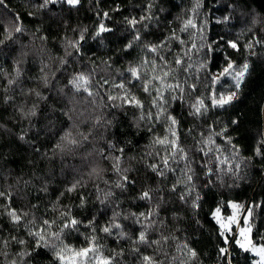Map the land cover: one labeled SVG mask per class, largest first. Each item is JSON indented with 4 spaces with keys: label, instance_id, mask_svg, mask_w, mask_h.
I'll list each match as a JSON object with an SVG mask.
<instances>
[{
    "label": "trees",
    "instance_id": "1",
    "mask_svg": "<svg viewBox=\"0 0 264 264\" xmlns=\"http://www.w3.org/2000/svg\"><path fill=\"white\" fill-rule=\"evenodd\" d=\"M43 4L0 3V264H264L214 215L235 200L264 245V0Z\"/></svg>",
    "mask_w": 264,
    "mask_h": 264
},
{
    "label": "snow or ice",
    "instance_id": "2",
    "mask_svg": "<svg viewBox=\"0 0 264 264\" xmlns=\"http://www.w3.org/2000/svg\"><path fill=\"white\" fill-rule=\"evenodd\" d=\"M55 2H56V0H44V4L41 5V7L47 6L49 3H55ZM64 2H65L66 4H68V5H70V6H76V5H78V4L80 3V0H64ZM0 3H2V0H0ZM104 15L107 16L108 14H107V13H104ZM145 18H146V17H143V16H142V17L140 18V20L142 21V20H144ZM225 19H227V17H225ZM128 23L131 24V25L134 27V26L136 25L137 21H136L135 19H133V20L128 21ZM189 26H191V27H195V24L193 23L192 20H188V21L185 22V29H187ZM182 30H184V29H182ZM15 31H16V32H20V31H21L20 27H18V26L15 27ZM105 31H110V29H107V28H105L103 25H101V26H100V29H99V32H105ZM99 32L97 33V35H99ZM83 39H84V36H83V34H81V36H80V40H83ZM139 39H140V37H139V35L137 34V35L135 36V40H139ZM2 42H3V41H0V43H2ZM78 44H79V41H76V42L72 43V47H77ZM228 44H229V46H230L231 48H233V49H237V44H236L235 42L229 41ZM131 46H132L131 43H129V44L127 45V47H131ZM193 46H194V45H193ZM251 46H252L251 44L246 45V47H248V48H251ZM150 50L153 51V52L157 51V46H153ZM180 63H181V60H180L179 58L176 59V64L179 65ZM232 68H233V63H232L231 61H229L228 64H227V67H225V68L223 69V71H222L219 75H220V76H224V75H226V74H231V73H230V70H231ZM247 69H248V64L245 63V64L242 66V69H241L239 72H237V73L235 74L234 79H235V81H236L235 86H236L237 89H239V87H240V83H241V81H242V79H243L245 73L247 72ZM130 72H131V74H132L133 77L139 79V73H138V70H137L136 68H132V69H130ZM168 76H169V72H164L162 77H161V76H157V77H155L154 79L160 81L161 84H163V80H164V78H166V77H168ZM218 79H219V77H213V81H214V82L218 81ZM78 81H83V82L86 84V83H87V78L84 77L83 74H81L79 77H77V80H76V81H73V82H72V83L75 84V85L77 86V88L79 89V87H80L81 85L78 83ZM149 83H151V81H149ZM119 87L124 88V85L121 84V85H119ZM167 87H168V88H171L172 85H167ZM176 87L179 88L180 86H179V85H176ZM85 90H86V89H85ZM144 91H145V92H148V91H149L148 84H145V85H144ZM89 95H91V93H89ZM157 95H158V96L160 95L159 90H158V92H157ZM235 95H236L235 93H232L231 95H228V96L221 95V96L219 97V99H215V98L213 99V104H214V106H220V107H223L224 105L230 103V102L232 101V99L234 98ZM109 99H116V98H115V97H109ZM124 99H125L127 102H129V103H133V104H135L136 106H140V101L137 100L135 96H132L130 99H129L127 96H125ZM153 103L155 104L156 101L154 100ZM203 106H204V105H203V101H202V100H198L197 103H196V105H193V107L195 108V113H194V114H199V113L201 112V109L203 108ZM32 114L34 115L35 113L33 112ZM171 120H172V124L175 125V124H176V120H175L174 118H171ZM233 123H236V121H233ZM172 135L175 137V135H176L175 132H172ZM156 142L159 143V144H166V145H168L169 147H171L172 149H174L175 151H180V152L183 151L182 149H179V148L177 147V143H176V140H175V139H173L172 141H168L167 138H165V139H163V140L158 139ZM259 154H260V153H259V149H257V155H259ZM117 159H118V158H117ZM167 163H168V159L165 158V159H164V164L167 165ZM151 167L153 168L154 171L156 170V166H155V165H152ZM237 167H238V165H237ZM125 179H126V178H125ZM188 180H189V181L192 180V177H191L190 175L188 176ZM75 188H76V184H73L72 187L68 189V191H74ZM2 195H4V194H3V193H0V196H2ZM141 198H142V199H148V198H149V192L145 191V192L143 193V195H142ZM82 203H83V201H82ZM194 206H195V205H194ZM232 207L235 208V207H237V206H236V205H232ZM218 212H219V209H217V213H218ZM8 215L12 218L13 222H19L20 219H21V217L16 213L15 210L10 211V212L8 213ZM142 215H143V214H142ZM229 219L232 220L233 218L230 217ZM77 223H78V221H76L75 219H71V220L69 221V223H67V224L64 225V227H66V228H67V227H74ZM247 223H248V221L245 220V224H247ZM44 224H45V225H48V226L50 227L48 221H44ZM225 228H226V226L223 225V224H221V229H222V231H221V235L224 234L223 230H224ZM103 231L108 232L109 229H108V228H104ZM245 231H246V229L241 228V229H240V235H241V236H244ZM29 234H30V235H33V236H35V237H38L37 244H36L37 248H39V247L41 246V242H44V245L47 246V241H46V239H45V236L42 234V232L38 231V232H35V233H29ZM52 235H53L55 238L59 239V234H58V233H52ZM139 238H140L141 241H143V240L145 239V236H144V233H143V232L140 234V237H139ZM19 242H20L21 244L24 243V241H19ZM236 243L239 244L240 247H242V248L245 247V245L242 244V243L240 242V240H237ZM252 250H253V251H257L258 254L261 256V259L264 260V247H261V248H259V249H255V248H254V249H252ZM89 251H94V249H91V248H90V249H82V250L80 251V253H78V255H86ZM220 252H221L222 254H223V253H226V249H225V248H221V249H220ZM192 255L195 256V252H194V251L192 252ZM57 256H58V258L61 259V260L64 259L62 256L59 255V253H57ZM144 260H145V261H150V258H149V257H144ZM99 264H110V261H109V260H106V259H101V260L99 261Z\"/></svg>",
    "mask_w": 264,
    "mask_h": 264
},
{
    "label": "rangeland",
    "instance_id": "3",
    "mask_svg": "<svg viewBox=\"0 0 264 264\" xmlns=\"http://www.w3.org/2000/svg\"><path fill=\"white\" fill-rule=\"evenodd\" d=\"M228 96V95H225ZM231 205H236L237 207L233 208L232 210L228 213H224L222 212L221 208H216L214 211V215L216 216V218L219 220V222L223 225L226 226V228H230L233 223L236 222V226L233 229V234H236V236H238V240H240V242L242 244H244L246 247H249L251 249H259L261 247H264V245L261 242H257L253 239L252 237V233H251V225L248 222L247 224H245V222L240 226L239 222H240V218L243 212V208L241 207L240 204H237L235 200H231ZM217 209H219V212L217 213ZM232 217L233 219L230 220L229 218ZM247 220V219H246ZM240 227V228H239ZM239 228V232L237 231V229ZM244 228L246 229L244 236L240 235V229ZM258 254L257 251H254ZM259 255V254H258ZM259 259L262 263H264V260L261 259V256L259 255Z\"/></svg>",
    "mask_w": 264,
    "mask_h": 264
}]
</instances>
